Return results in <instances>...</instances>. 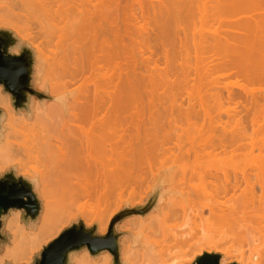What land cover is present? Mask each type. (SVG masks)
<instances>
[{
    "label": "bare ground",
    "instance_id": "bare-ground-1",
    "mask_svg": "<svg viewBox=\"0 0 264 264\" xmlns=\"http://www.w3.org/2000/svg\"><path fill=\"white\" fill-rule=\"evenodd\" d=\"M17 1L19 4V0ZM27 1H31L30 5L32 6L36 4H33L32 1L34 0ZM40 1H34L39 4H36L34 8L36 10V6L38 7L37 12L38 10L40 12L41 8H47V12L45 13H47L48 17L45 15L48 18L47 23H51L50 19L52 21L51 25H53V28L49 31L53 35L51 33L48 34L49 31H47L45 35H52L51 38L48 36L43 37L45 36L44 34L40 36L41 39L35 38L34 47L39 56H41L42 48H54L50 49L51 56L50 60L49 57L47 58L48 64H51V59L57 58L58 55H53L57 54L56 51L60 53L59 58H54L52 65H48V70L50 72V68H52L51 71L54 69L57 72L60 67L61 73L59 70L58 72L62 78H60V81H55L56 77L59 79V75L53 71L55 75L53 78L51 72L50 78L52 77L54 81L49 78L52 81L49 80L50 86L48 87L51 93L58 92L61 88L63 98H60L61 95L59 94L56 95L59 97L51 96L55 102H52V105H44L47 106L45 108L41 106L42 104L40 105V103L35 101L32 119H30L22 111H18L17 114L10 104L11 100L0 94V105L4 106L7 116L6 137L10 139L7 146L12 151H25L24 153L26 154L28 152L27 155L25 154L26 156H32L44 166L42 171H39L33 179H30L35 183L37 191L43 199L40 215L35 223L39 225L36 229L31 230L35 224L27 226L21 224L19 217H10L6 224L11 241L10 246H7L5 249V253L8 256L12 257V259H17L28 247L37 245L41 240L52 235L58 221L62 219L67 209L72 207L74 202H77L81 196L90 199L89 196L96 189L100 191L98 199H102L101 201H104V203H95L92 210L97 217H100L101 212L106 209L109 203L108 199H105L109 195V192H113L115 188L114 192L117 191L118 195L121 196L124 194L126 187L133 186L132 183H130L132 185L129 184L131 179H135L134 182L136 184V178L142 179L143 175L144 180L141 181L142 183L152 180V175L150 179H147L146 175L150 173V169L151 173L155 172L160 164V167L168 171L166 181L170 182L169 194L164 197L163 201L159 199L162 203L158 205L157 213L154 212L155 214L147 215L148 217L144 218L139 216L131 221V225L136 230L126 229V232H130V234L126 235V244H122L120 248V260L122 264H168V245L165 244L170 241L178 243L185 241L188 237L186 234L191 233L189 230H193L191 228L187 233L182 229L174 230L167 225L169 221H178L183 226H197L202 221L217 218L230 220L232 223L238 222L239 224V222L247 220L246 214L248 211L246 209L250 206L252 209L256 207L258 209L257 212L260 213V208L258 207L260 205L264 207V159L250 162V158L253 156L254 149L260 152L264 147L263 138L261 139L262 142L255 140L258 139L255 138V134L264 128V115L261 116L264 114V106L261 107L260 103L258 104L262 100H259L261 95L258 93L260 95L258 98L254 94L255 91H258L256 88L264 90V0H213L214 3L208 4L211 5L209 7L205 5V2H202L203 0H199L201 3H198V0H173V2H171L172 0H161L162 3H160L161 1L159 2L158 0L160 5L151 3L154 0H132V3H137L140 10L139 14L134 11L133 7H131L132 5L128 6V1L126 0L124 2H127V4L121 3L123 0H60L61 4L57 2L59 0H49L47 1L49 4L47 7L45 6L48 4L45 3L44 6V3L42 1L40 3ZM26 2L23 0V5ZM130 2L131 0L129 1V5ZM192 4H196V8ZM170 5L174 9L176 6V11L179 12L184 6L187 7L186 9L188 10L184 9L186 10L185 14L192 15L190 19L193 26L191 25L192 28L186 30L187 26L185 24L181 27L179 24L177 26L174 22L176 25L175 29L176 27L180 29H176V32L174 30L172 33L171 30L173 28L171 30L167 28L168 31L170 30L169 33L173 34H170L171 37L178 36L179 46L175 42L176 36L170 39V35H165L167 31L164 28L165 34L163 33V35L168 36L167 38L170 39L166 47L162 43L168 40L164 39L165 36H161L165 40L163 42V39H160L161 37L158 36L161 30L159 32L158 29L157 32H154L157 37L150 35L151 37H155L153 39L148 36L153 33H150L148 30H154L150 27L147 30V26L149 25L146 24L148 20L146 21L145 18L153 16L152 19L156 21V13H160L165 16H162V18L175 15L169 19L173 20L174 17L178 16H176L178 13H174ZM190 6H193L194 9L192 10ZM49 7L52 11L49 10ZM53 7L56 8L54 9ZM130 7L133 10L131 13ZM206 7H208L207 9L212 8H210L212 14L209 20L213 21L214 18L215 21L220 22L218 26L214 27L211 24L212 26L207 28V23L209 24L210 22L207 19L208 16H206L209 13L206 11ZM195 9L200 13L199 20L197 19L199 22L196 21L197 24L199 23L198 26L194 22L195 19L193 21V14H195L194 16L197 14ZM53 10L55 14H53ZM124 10L130 13V15H127L129 14L127 13L125 16L130 17L126 16L127 18H125ZM32 12L34 15V10L31 11V15ZM215 12L216 14H214ZM150 13L152 14L151 17H149ZM50 14L51 18L49 17ZM213 14L218 15L214 16ZM235 14H242V16L235 17ZM41 17L43 16L41 15ZM46 17L44 16V23ZM158 17H156L157 20H159ZM178 18L176 19L178 20ZM188 18L186 16V19ZM39 19L38 22L41 21L43 23V18ZM34 20L36 21V19ZM140 20L145 21L142 23L138 22ZM160 21L165 23L162 19L159 20V23ZM179 21H181V18ZM159 23L158 25H162ZM176 23L179 22L176 21ZM205 24L207 26H204ZM35 26H37L36 23ZM35 26H32L34 30L36 29ZM159 28L162 27L159 26ZM144 32H146L145 37H143ZM140 33H142L143 36L141 37L143 38L138 36L141 40H137L139 39L137 35ZM39 35L42 34L39 32ZM159 35H162V33ZM53 36L54 40L50 41ZM124 37L127 38L126 42L129 41V43L124 44ZM155 39L160 41H156ZM153 40L156 43L162 42L160 46L162 45V48L164 46V58L167 65L171 64L177 55H181L182 58L188 60L193 53L192 57L194 59V62H184L185 66L179 64L181 67L183 66L182 70H185L183 71V81L180 84L184 83L182 85H185L186 88L178 86L180 85L178 82H175L178 85L174 84L178 86L176 88L178 90H181V88L187 89L185 92L190 102L188 101V105L184 110L181 108L182 105L178 104L179 111L177 116H180L178 118L174 117L175 114L173 113H165L163 117L167 119V122H165L167 124L166 129L162 125L154 129L153 127H145V121H153L156 116L149 115L143 120L144 118H138L139 116L130 115L132 113L126 115L129 112L128 110L136 106L135 103L141 100L138 98H140L139 95L144 94V91L142 93L141 91L144 86L146 88L145 83L147 82L149 86V82L151 83L149 80L152 79L153 84H150L152 86L150 87H154L153 85L156 82L153 80V77L155 74H158L157 77L160 74L159 78L161 77L162 83L170 80L168 75L171 71H168V66L159 67V69L155 62L156 60H153L151 62L153 66H150L151 56H146L143 61L147 62V67L143 71H152L151 74H153L149 76L150 73H147L148 75L143 73L147 79H145L146 82L142 83L144 77L142 79L143 75L140 68L137 70L138 65L134 63L133 54L134 51L140 53L144 50L150 51L153 54L151 48L155 45L149 44ZM51 42H53L54 47ZM136 47L138 51L135 50ZM155 50L157 51L156 48L154 52ZM211 57L214 58L210 59ZM43 64H46V62H43ZM54 65L58 66V69ZM175 68L177 67L172 68L174 69L173 73L175 70L177 71ZM229 70L236 76L243 78V81L246 83L256 82L261 85V87H259L260 85H256L258 87L252 88L253 86L248 87L244 82L234 81L230 84L228 83L229 86L231 85L230 87L236 86L240 89L241 93H244L245 96L252 92V97L251 99L249 98L250 101L244 97L241 100L242 94L240 91L239 93H235L228 85L225 86L226 84L217 86L219 84L217 83L218 77L226 75L225 71L228 72ZM160 71L163 72L160 73ZM191 71L195 73L194 79L198 80L188 85ZM216 71L217 73L220 71L219 74H215L216 77L210 80L208 76L212 77V74ZM183 72L181 71V74ZM61 79L64 80L62 81ZM78 81L79 83L76 85ZM139 81L140 85L143 84L142 87L139 86ZM174 81L176 80H170L165 82V84L170 82L171 84H169L172 85ZM41 82L40 87L43 85V81ZM72 84L76 86L74 85V88L68 89L67 86H72ZM208 87H210L211 91L217 90L215 93L210 92L209 95H206L209 90H207ZM204 88L206 89L204 90ZM223 88L226 89V95L221 93ZM201 91H203L202 93L205 92V95H202ZM192 98L196 99L195 102H197L199 108H195V103L191 102ZM170 99H172L171 95ZM149 100L151 103V99ZM175 100L173 98V101L176 103ZM212 103L216 105L215 114L210 111L212 110ZM224 103L228 105L224 106ZM171 105L173 106V104ZM256 105L258 106L255 107ZM238 106H241L244 110H237ZM257 108L260 109L259 112L258 110L256 111ZM161 109V111H165L163 109L167 108L166 106H162ZM242 110L245 114L243 116L240 115ZM260 111L262 114H259ZM249 112H252L250 115L253 118H250ZM253 112H256V114L258 112L259 116H257L260 119ZM222 113L225 115L224 120H222ZM160 116L158 119H160ZM198 117H201L202 123L200 125L197 124V127L195 125L193 128H190L196 124L192 119ZM174 118H180V121H187V125L189 124L190 126L189 130H193L195 127L194 132L191 131L189 134L185 131L186 127L185 129L181 127L182 130L180 132H182V137L185 131L188 134V136L185 135L188 137V139L186 138L188 142L191 139L189 143L184 142L188 144V147L186 146L187 144H183L184 147L181 145L185 137L182 140L180 134L177 133L179 129L172 126V123L176 121ZM158 129L160 130L158 131ZM175 130L177 134L174 133ZM191 133L197 134L196 137L192 136L193 134ZM159 134L162 135L160 136ZM172 134H176V136L174 135L175 137H173ZM63 147L67 151H61ZM155 147L157 148L154 149ZM183 148L184 150H182ZM157 149L159 152H157ZM154 150L157 152V155H155ZM178 150H182L179 154L180 157H177L180 160H177L179 162H174L176 159L174 152ZM160 151L163 152V155H161L163 157L165 153L167 157L171 155L175 158L172 159L170 156L169 160L165 156L166 160L160 156ZM217 154L229 157L239 155L243 159L242 161L221 159L202 161L203 157L215 158ZM153 155H159L163 163L159 161L156 169V160H158L156 159L154 163L155 171L154 169L152 171V168H154V161L152 162L154 160ZM189 158L192 160L189 161ZM166 161H171L167 167L165 166L167 164ZM144 166L150 169L143 171L146 169ZM83 169L90 173L94 172L98 177L95 183H93V192L88 189L80 191V189L76 188V184H73L72 179L78 177L79 172ZM163 169L162 171H164ZM144 172H147V174H143ZM42 177H44L43 180ZM139 182L140 179L138 180L140 188H142L141 186H146V184L141 185ZM126 183L129 186H125ZM109 184H113L114 187L109 186ZM256 189L260 190L259 192L262 194H260L261 198L255 196ZM130 190L131 194H128L131 199L132 194L137 190L135 188H130ZM255 197L259 198V201H256ZM139 199H142V196ZM95 201H98L97 198ZM101 203L104 205L102 206ZM104 231L103 225L101 232L103 233ZM129 235L134 240H131V244L128 243L130 241ZM209 249H216V247L211 246ZM89 261L90 259L87 260L86 264H90ZM184 263L186 264V262ZM102 264H111V256L109 254L105 256Z\"/></svg>",
    "mask_w": 264,
    "mask_h": 264
},
{
    "label": "rangeland",
    "instance_id": "rangeland-1",
    "mask_svg": "<svg viewBox=\"0 0 264 264\" xmlns=\"http://www.w3.org/2000/svg\"><path fill=\"white\" fill-rule=\"evenodd\" d=\"M23 1V0H22ZM22 1L21 0H19V4L17 3L18 1L17 0H0V29H8V30H10L13 34H14V36L15 37H17L18 39H20V41H21V44L22 45H28L32 50H33V52H34V64H33V73H32V81H31V87L35 90V91H38V92H41V93H45L46 95H48V96H55V97H59V96H56V95H61L60 96V98H63V92H62V89L60 88V90L58 91V92H55V93H51L50 92V90H49V87L48 86H50L49 85V83H50V81H54V79H52V77L54 78V72H56V70L54 71V69L51 71V69L52 68H50V72H49V68H48V65L50 64H48V60H47V58L49 57V60H50V49H54V48H42V51H41V53H40V55L41 56H39L38 54H37V52H36V50H35V47H34V45H35V40L36 39H39L40 38V36H43V34L45 35L46 34V32L47 31H49L50 29L52 30V28H53V25H51V23H52V21H51V19H50V22L51 23H47L48 22V15H47V13H45V12H47V8H44V9H46V11H44V9H40V12H42V13H40L39 12V10H38V12L36 11L37 9H38V7L36 6V10H35V5L36 4H38V2L40 1V0H38V2H34V1H37V0H34V1H32L33 2V4L34 3H36L34 6H32V5H30L31 4V1H27V2H30V3H27L26 2V0H25V4L23 5V3H22ZM42 1V3H44L43 5L45 6V3L46 4H48V2L47 1H49V0H41ZM41 1H40V3H41ZM126 1H128V6H131V7H133V9H134V11L137 13V14H139V12H140V10H139V8H138V6H137V3L136 2H133L132 3V0H131V2H130V5H129V1L130 0H126ZM161 0H159V2H160ZM162 1H164V0H162ZM162 1L160 2V3H162ZM57 2H60V0L59 1H57ZM56 2V3H57ZM124 2V0L121 2V3H123ZM158 2V0H154V1H152L151 3H154L155 5H160V3L158 4L157 3ZM171 2H173V0L171 1ZM202 2H205V5L206 6H211V5H208V4H211V3H214L213 2V0H203ZM62 2H60L59 4H61ZM124 3H126L127 4V2H124ZM196 4H197V2H195ZM198 3H201V1L199 2V0H198ZM59 4H57V5H59ZM179 4V3H178ZM177 4V5H178ZM196 4L195 5H193V6H195V8H196ZM39 5V4H38ZM41 5V4H40ZM123 5V4H122ZM151 5V4H150ZM172 6H173V4H171ZM170 5V7H172ZM174 5H176V4H174ZM185 6H188V5H186V4H184ZM183 5V6H184ZM21 6V7H20ZM47 6H49V4L48 5H46L45 7H47ZM182 6V5H181ZM181 7L182 9L180 10V12L179 11H176V6H175V9L172 7L171 8V10H174V13L175 12H177L178 14H176V16L177 17H174L173 18V20H169V19H171L173 16H175V15H172L171 17H170V15L169 16H167L166 18H162V14H160V13H156L157 15L155 16V20L156 21H154L152 18H153V16H152V14L150 13L149 14V17H151V18H145L146 19V24H148L149 26H147V30H148V28L150 27L152 30H154V31H151L150 29L148 30V31H150V33H152V34H149V32H148V36H152V35H155L156 37H157V35L156 34H154V32H157L158 31V29H159V32H160V30H161V32L159 33V34H161L162 33V35H159L158 33V36L159 37H164L165 35H170V34H172L173 33V31L175 30V32H176V29H180V28H178V27H176V29H175V24H177V26H181V27H183L184 26V24L187 26L185 29L186 30H189V29H191L192 27H191V25H192V20L190 19L191 17H192V15L191 16H189V15H186L185 14V11L186 10H188V9H186L187 7ZM193 6L191 7L190 6V8H192V10L194 9L193 8ZM33 7V8H32ZM42 7V6H41ZM131 7H130V13H131V11H133V10H131ZM208 7H206V9L208 8ZM28 8V9H27ZM40 8V7H39ZM50 8V7H49ZM54 8V7H53ZM52 8V9H53ZM56 8V7H55ZM54 8V9H55ZM129 8V7H128ZM150 8V7H149ZM189 8V7H188ZM189 8V9H190ZM211 8V7H210ZM207 9L206 11L207 12H209L208 13V15L206 14V16H208V20H209V18H211V9ZM126 9V8H125ZM184 9H186V10H184ZM34 10V15H36V17L38 18H36V17H34V15H33V12H32V15H31V11H33ZM49 10H51V8L49 9ZM209 10V11H208ZM30 11V12H29ZM52 11V10H51ZM51 11H48V12H51ZM150 11H151V8H150ZM195 11L197 12V10L195 9ZM35 12H36V14H35ZM207 12H205V13H207ZM213 12V11H212ZM43 16V17H41V15ZM52 13V12H51ZM127 13H129L127 10H126V12H125V10H124V16H125V14H127ZM130 13L129 14H127V15H130ZM181 13V17L179 16V14ZM184 13V14H183ZM192 13H194V12H192ZM25 14H27V15H25ZM47 15V17H46V15ZM53 14H55L54 13V10H53ZM161 16H160V15ZM200 13L199 12H197V14H196V16H197V18H196V16H194L195 14H193V21H194V19H195V23H196V21H197V19L199 20V17H200V15H199ZM214 14H216V12L214 13ZM213 14V15H214ZM219 14V13H218ZM217 14V15H218ZM31 15V16H30ZM126 15V16H127ZM183 15V16H182ZM217 15H214V16H217ZM236 15V14H235ZM234 15V16H235ZM44 16L46 17V21H45V23H44ZM51 16V14L49 15V17ZM125 16V18H127V17H130V16H127L126 17ZM186 16H187V18H188V16H189V18L188 19H186ZM239 16H242V14H238V15H236L235 17H239ZM26 19H25V18ZM29 17V18H28ZM156 17H158V19L160 20V19H162V21H165V23H162L161 21H160V23H159V20H157V18ZM161 17V18H160ZM163 17H165V16H163ZM168 17H170V18H168ZM179 17V18H178ZM183 17V18H182ZM213 17V16H212ZM30 18H32V19H30ZM39 18H43V20H42V22L43 23H41V21L40 22H38L40 19ZM51 18V17H50ZM168 18V20H166ZM176 18H178V20L176 19ZM180 18H181V21H179L180 20ZM30 19V20H29ZM34 19H36V21L34 20ZM163 19H165V20H163ZM183 19H185V20H183ZM28 22H27V21ZM183 20V21H182ZM145 20H140V21H138V22H144ZM167 21H168V23H167ZM176 21H178L179 23H176ZM217 21V20H216ZM216 21L214 20V18H213V21L212 20H209V24L207 23V25L205 24L204 26H207V28H210L209 26H218V24L220 23V22H218L217 21V24H216ZM30 22V23H29ZM33 22H35L36 23V25L37 26H35V23H33ZM174 22H175V24H174ZM182 22V23H181ZM184 22V23H183ZM197 22H199V21H197ZM31 23H33V24H31ZM38 23V24H37ZM156 23V24H155ZM158 23L159 24H162V25H158ZM168 25H167V24ZM166 24V25H165ZM179 24V25H178ZM182 24V25H181ZM212 24V25H211ZM222 24V23H221ZM30 25H32L33 27L35 26V30L33 29V27L32 26H30ZM156 25V26H155ZM172 25H174L173 27H171ZM196 25L198 26L199 25V23L197 24L196 23ZM39 26V27H38ZM43 26V27H42ZM159 26H161L162 28H159ZM193 26V25H192ZM41 27V28H40ZM224 27V26H223ZM39 30H38V29ZM43 28V29H42ZM166 30H165V29ZM167 28L169 29L170 28V30L173 28V30H171V32L172 33H169L170 32V30L168 31L167 30ZM188 28V29H187ZM213 28V27H212ZM41 29V30H40ZM50 30V31H51ZM163 30H165V31H167V32H165L164 33V31ZM49 31V33L48 34H50L51 32ZM39 32L42 34V35H39ZM174 32V33H175ZM34 33H35V35H34ZM143 33V32H142ZM142 33H140L139 35H137V37L139 36V37H141V36H143L142 35ZM163 33L165 34V35H163ZM37 34V35H36ZM48 34H47V36H48ZM52 34V33H51ZM53 35V34H52ZM51 35V36H52ZM145 35H146V32H144V36L143 37H145ZM173 35V34H172ZM175 35V34H174ZM36 36H39V37H36ZM46 35L45 36H43V37H47ZM51 36H48V37H50L51 38ZM150 36V37H151ZM175 36H176V38H175ZM175 36H172L171 37V35H170V39H173V37L176 39L175 40V42H176V44L178 45L179 43V41L177 40V38H178V36L177 35H175ZM138 37V38H139ZM143 37H141V38H143ZM160 38V39H163V38ZM166 38L168 37V36H165ZM164 37V39L167 41V42H164L165 40L163 39V42L164 43H162V42H157L156 43V41H160V40H158V39H155L156 41H151V42H149V44L150 45H155V46H153L151 49L153 50V54H151L150 53V51H147V50H144V51H142V52H136V51H134V54H133V56H134V63H137V65H138V68H137V70H139V68H140V70L142 71V75H143V73L144 74H149V76L150 75H152L151 74V72H148V71H143V70H146V63L147 62H145V61H143V59L146 57V56H151V60H150V66H153V63H151L153 60L156 62V64L158 65V68L160 67V68H163L164 66L166 67V66H168L167 68H168V71L170 70L171 72L169 73V79L170 80H176V81H174V83L172 84V85H170L169 83L168 84H165V82H168V81H170V80H166V81H164L163 83L161 82V77L159 78V76H160V74H159V76L157 77V75L155 74L154 75V77H153V80L158 84H156L155 83V85H153L154 87L153 88H151L152 86V79L151 80H149V81H151V83L149 82V86H148V84H147V82L145 81V79H147L146 77H144V75L142 76V79H143V77H144V80L142 81V83L143 82H146L145 84H146V88H145V86H144V88H145V90H144V88L142 89V91H141V93L143 92L144 94L142 95L141 93V95H139L140 96V98H138V99H141V100H139V101H137L135 104H136V106H134L133 108H130L128 111L129 112H127L126 113V115L128 114V113H132V114H130V115H134V116H139L138 118H144L143 120H145L149 115H153V116H156L155 117V120H153V121H145V127H153V129L154 128H157L158 126H164L165 128L164 129H166L167 128V124L165 123V122H167V119L166 118H164L163 116L165 115V113L166 114H171V113H173V114H175L174 115V117H177L178 118V116H177V114H178V111H179V106H178V104L180 103L181 105H182V109L184 110V108H186V106L188 105V101L190 102V100H188L187 99V93L185 92L187 89H185L184 90V88H181V87H185L186 88V86L184 85H182V84H184V83H182V84H180L182 81H183V74H184V72L183 71H185L184 69L182 70V68H183V66L181 67V65H179V64H183L184 65V62H187V61H189V62H194V59H193V53H192V55H191V57H190V59H188V60H185L184 58H182V56L181 55H177L173 60H172V67H171V64H166V62H165V58H164V53H165V49H164V46H163V48L160 46V44L162 43V44H164V45H168V42H169V38H165ZM36 38V39H35ZM54 36L52 37V40L50 39V41H53L54 39ZM125 38V37H124ZM141 38H139V39H137V40H141ZM152 39L153 38H155V37H151ZM41 39V38H40ZM43 39V38H42ZM47 39V38H46ZM126 39L127 38H125V42H124V44H127V43H129V41L128 42H126ZM151 39V40H152ZM153 42V43H152ZM154 42H155V44H154ZM52 43V46H53V42H51ZM157 44V45H156ZM167 45H166V47H167ZM158 48H157V47ZM179 46V45H178ZM178 46H177V49L179 50V48H178ZM54 47V46H53ZM138 47V46H137ZM136 47V48H137ZM176 47V46H175ZM135 48V50H137L138 51V48L136 49ZM157 49V51L155 50V52H154V49ZM48 49V50H47ZM56 49V48H55ZM159 49H160V51H159ZM164 49V50H163ZM47 50V51H46ZM164 52H163V51ZM19 51V49L18 48H13L12 49V52L13 53H17ZM48 51H49V53H48ZM54 51V50H53ZM57 52V54L55 55V54H53L54 56H57V58L56 57H54L53 55H52V57H54L55 59H58L59 58V54L60 53H58V51H56ZM163 52V53H162ZM157 53V54H156ZM149 54H151V55H149ZM209 56V55H208ZM211 56V55H210ZM51 57V58H52ZM54 58L53 59H51V64L50 65H52V62H53V60H54ZM214 57H211L210 59H213ZM209 59V60H210ZM43 62H46V64H43ZM166 64V65H165ZM56 65V64H55ZM54 65V66H55ZM126 65V64H125ZM124 65V66H125ZM129 65V64H128ZM127 65V66H128ZM53 66V68H55ZM170 66V67H169ZM185 66V65H184ZM51 67V66H50ZM58 67V66H57ZM56 67V69H58ZM174 67H177V68H175V69H177V71H178V73H177V71L175 70L174 71V73H173V70L174 69H172V68H174ZM129 68V67H128ZM159 68V69H160ZM59 72L61 73V69H60V67H59ZM58 70H57V74L59 75V72H58ZM129 70V69H128ZM136 70V71H137ZM161 70H163V69H161ZM54 71V72H53ZM140 71V72H141ZM154 71V70H153ZM181 71L183 72L182 74H181ZM48 72H49V74H48ZM51 72H52V75H51ZM155 73H156V71H154ZM161 72H163V71H160V73ZM220 72V71H219ZM219 72L217 73V71L215 72V73H213L212 74V77L210 76H208V78H210V80H211V78H213V77H216L215 76V74L216 75H218L219 74ZM138 73V76H139V71L137 72ZM157 73H159V71H157ZM176 73V74H175ZM191 74L189 75V79H188V81H189V83H188V85H190V84H193L194 83V81H197V80H195L194 79V71H191L190 72ZM193 73V74H192ZM222 73V72H221ZM225 73H226V75H223V76H219L218 77V81H217V83H219V84H217V86H223V85H225V86H229V84L230 83H232V82H234V81H238V82H241V83H245L248 87H252V88H254L256 85H260L259 83H256V82H249V83H246L245 81H243V78H240V77H238V76H236L234 73H232L230 70L228 71V72H226L225 71ZM229 73H230V75H229ZM147 74V75H148ZM178 74V75H177ZM228 74V75H227ZM231 74H233V75H231ZM50 75L52 76L51 78H50ZM61 75V74H60ZM60 75H59V79H57V77L55 78V81H57V80H59L60 81V78H62V77H60ZM57 76V75H56ZM151 77V78H152ZM52 79V80H50V79ZM157 78V79H156ZM164 78V77H163ZM194 80H193V79ZM161 79V80H160ZM50 80V81H49ZM62 80V79H61ZM64 80V79H63ZM62 80V81H63ZM139 80H141V78H139ZM159 80V82H157ZM164 80V79H163ZM207 80H209V79H207ZM41 81H43V85H42V87H40V84L42 83ZM58 81V82H59ZM216 81V80H215ZM49 82V83H48ZM175 82H178L180 85H178V83H176L175 84ZM61 83V82H60ZM78 83H79V81L77 82V84L76 85H78ZM161 83H162V85H161ZM196 83V82H195ZM229 83V84H228ZM63 84V83H62ZM75 84H72V86H67V88L68 89H72V88H74L76 85ZM151 84V85H150ZM160 84V85H159ZM178 85V86H181L180 88H181V90H178V89H176L178 86H175V85ZM61 85V84H60ZM75 85V86H74ZM139 86H143V84L142 85H140V81H139ZM151 86V87H150ZM231 86V85H230ZM229 86V87H230ZM256 87H258V86H256ZM255 87V88H256ZM259 87H261V85L259 86ZM140 88V87H139ZM179 88V89H180ZM210 87H208L207 88V90L209 89ZM212 88V87H211ZM218 88V87H217ZM206 88H204V90H205ZM213 90H214V88H212ZM230 89L233 91V92H235V93H239V91H240V93L242 92L240 89H238L236 86H232V87H230ZM140 90H141V88H140ZM139 90V91H140ZM172 90H173V92H172ZM203 90V89H202ZM203 90V91H204ZM210 90V89H209ZM207 91V93H206V95L208 94L209 95V93L211 92V93H215V91L217 90H215V91ZM256 90H258V91H255L254 92V94L256 95V96H258V98H259V96L261 97V98H259V100L260 99H262V100H260L259 102H258V104L261 106V107H263L264 106V90H260L259 88H256ZM171 91V92H170ZM175 91H176V94H175ZM194 91V90H193ZM203 91H201V93L203 92ZM50 92V93H49ZM179 92V93H178ZM195 92V91H194ZM263 92V93H262ZM196 93H197V91H196ZM205 93V92H204ZM204 93H202V95H205ZM221 93L223 94V95H226L227 94V92H226V89H222V91H221ZM251 93L252 92H250L248 95H244V93H241L242 95H241V97H242V99L241 100H243L244 98H248L247 100L248 101H250V99H251V97H252V95H251ZM260 95H259V94ZM262 93V94H261ZM0 94L3 96V97H7V98H9L10 99V96L6 93V92H4L3 91V88H2V86L0 85ZM172 94H173V96H172ZM253 94V95H254ZM170 95H171V97H172V99H170ZM174 95H176V96H174ZM142 96V97H141ZM263 96V97H262ZM244 97V98H243ZM173 98L174 99H176L175 101H176V103L173 101ZM250 98V99H249ZM257 98V99H258ZM149 99H151V103H150V100ZM239 99V100H240ZM11 100V99H10ZM35 101L36 102H38V103H40V105L41 106H44V105H52L54 102H55V100L53 99V100H50V99H45V100H43V101H39L38 99H37V97L36 96H33L32 97V99H31V102H30V104H29V111H25V110H15L16 111V113L18 114V111H22V112H24V113H26L27 114V116L30 118V119H32V110H33V108H34V103H35ZM196 101V99L195 98H192L191 99V102H194L195 103V108L197 109V108H199V106H198V104H197V102H195ZM53 102V103H52ZM52 103V104H51ZM160 103V104H159ZM174 103H175V105H174ZM10 104H11V101H10ZM161 104H163L162 106L163 107H165L166 106V108L167 109H163V110H167V112H165V111H161L162 109V106H160ZM171 104H173V106L171 105ZM228 104L227 103H224V106H227ZM233 105V104H232ZM12 106V105H11ZM47 106H44V108L45 107H47ZM258 105H256L255 107H257ZM13 108V107H12ZM259 108V107H258ZM256 109V111L258 110V112H259V110L260 109ZM5 108H4V106L3 105H0V110L3 112V115H4V117H3V119H2V121L0 122V126H1V130H0V176L2 175V174H4L6 171H8V170H10V169H12V168H14L15 169V172H16V174L17 175H19V176H23V177H26V178H28V179H33L38 173H39V171H42L43 169H44V166H43V164H41L40 162H38L36 159H34L32 156H26L27 154H28V152H27V154L26 153H24V152H22V151H12L8 146H7V143L10 141V139H7V137H6V134H7V132H6V123H7V116H6V112H5V110H4ZM215 109H216V105H213V103H212V110H210V111H212L214 114H215ZM239 109H243L241 106H238V109L237 110H239ZM264 109V108H263ZM244 110V109H243ZM242 110V112H240V115H245L244 114V111ZM258 112H257V114H256V112H253V113H255V115H256V117L258 118ZM163 113V114H162ZM250 114H252V112L250 113L249 112V115ZM259 114H262V112L260 111V113ZM161 115V116H160ZM254 115V114H253ZM254 115V116H255ZM258 115V116H257ZM264 114H262L261 116H263ZM160 116V119H158V117ZM251 116V115H250ZM163 117V118H162ZM180 117V116H179ZM173 118V117H172ZM248 118H249V116H248ZM250 118H253V116H251ZM158 119V120H157ZM166 119V120H165ZM174 119H176V118H174ZM225 119V115L222 113V120H224ZM258 119H260V118H258ZM261 119H262V117H261ZM139 120H141V119H139ZM142 121V120H141ZM177 121V122H176ZM176 121L174 122V123H172L173 125L172 126H174L175 128H177V129H179V132L177 131V133H179L180 134V137H182V132H180V130H182V128L184 127V129H185V127H186V132L189 134L191 131H193L194 132V130H195V127H197V124L198 125H200L201 123H202V119H201V117H198V118H193L192 119V121H195V123L196 124H194V125H192V127H190L189 126V124L187 125V121H183V120H181L180 121V118L179 119H176ZM196 125V126H195ZM179 126H180V128H179ZM193 126H195L194 127V129L192 130H189V127L190 128H193ZM182 127V128H181ZM160 128V127H159ZM162 128V127H161ZM187 128H188V131H187ZM251 128V127H250ZM176 129V130H177ZM156 130V129H155ZM160 129H158V131H159ZM176 130H175V132L174 133H176ZM264 128L263 129H261V130H259L255 135H256V137L255 138H258V139H255V140H257V141H261L262 142V140H263V142H264ZM157 131V132H158ZM161 131H163V129H161ZM184 131V130H183ZM184 131V132H185ZM251 131V130H250ZM183 132V137L181 138L182 140H183V138L185 139L184 141H183V143H181V145L184 147V145H186L187 143H189L190 142V140L191 139H189V142H188V134L185 132L184 133ZM159 133H164V132H159ZM176 133V134H177ZM263 133V134H262ZM156 134H158V133H156ZM161 134V135H162ZM176 134H174L175 136H176ZM191 134H193L192 136H195L196 137V135L197 134H195L194 135V133H191ZM191 134H190V136H191ZM160 135V134H159ZM159 135H158V138H159ZM160 135V136H161ZM173 135V134H172ZM173 135V137H175ZM185 135H187V136H185ZM157 136V135H156ZM179 136V135H178ZM187 138V139H186ZM263 138V139H262ZM181 139H179V140H181ZM260 139V140H259ZM262 139V140H261ZM181 140V141H182ZM184 142H187V143H184ZM184 144V145H183ZM187 147H188V144L186 145ZM186 146H185V148H186ZM160 147V146H159ZM157 147H155L154 149H156ZM160 149V148H159ZM263 149V150H262ZM261 149V151L259 152V151H257V149H254V152L252 153V155L253 156H251V158H250V162L252 161V162H257V160H263L264 159V147ZM182 150H184V148L182 149ZM181 150V151H182ZM61 151H67V149L66 148H62L61 149ZM181 151H177V152H174V155L176 156V159L174 160V162L175 161H177V160H180V158H178L177 159V157H180L179 156V154H180V152ZM157 152H159V150L157 149ZM157 152H155V150H154V153H155V155H157ZM161 152V151H160ZM24 153V154H23ZM153 153V154H154ZM163 152H161L160 153V156L161 155H163L162 154ZM26 154V155H25ZM159 154V153H158ZM155 155H153L154 157H153V159L154 160H152V162H153V164L155 163V160L156 159H158V160H156V162H157V164H156V169H157V165H159V161L162 163V161H161V159L162 158H165L166 159V154L164 153V157L163 156H155ZM166 156V157H165ZM171 156V155H170ZM169 155H168V159L170 160V158H172V159H174L175 157H170ZM159 157V158H158ZM170 157V158H169ZM192 158V157H191ZM191 158H189L188 160L189 161H191L192 159ZM165 159H163V161H165ZM218 159H221V160H227V161H229V160H232V161H242V159H243V157H239V155L237 156H232V157H229V156H227V155H222V154H217V156L215 157V158H207V157H203L202 158V161H216V160H218ZM167 160V159H166ZM186 160V159H185ZM254 160V161H253ZM167 162V161H166ZM166 162H165V164H166ZM177 162H179V161H177ZM260 162V161H259ZM170 163H171V161H169V162H167V164L165 165L166 167L167 166H169L170 165ZM163 164V163H162ZM161 165V164H160ZM160 165H159V168L155 171V164L153 165L154 166V168H152V171H153V169H154V171L155 172H153V173H151V169L150 168H148V167H145L146 169H144L143 171H146L147 169L150 171V173H148L147 174V172H149V171H147V172H144L143 174H145L146 176H147V179L149 178L150 179V177H151V175H152V180H147V181H144L143 183L141 182L142 180H144V175L142 176L143 178L141 179V178H136V181H137V183L135 184V182H134V180L133 179H131V182H129V184L130 183H132L133 184V186L131 187V186H129L128 185V183H126V185L125 186H129L128 188L126 187V189L124 190V194H122L121 196H119L118 195V192L117 191H115L114 192V190H115V188H114V190H113V192H109L107 195V198H105L106 200L108 199V205H107V207H106V209L103 211V212H101V216L100 217H97L96 215H95V213H93V210H92V207H93V205L95 204V203H100V202H102L101 200H99L98 198V196H100V195H98L99 193H100V191H99V189L97 190H94V192H93V190H92V186H93V183H95V181H96V178H98L97 177V175L94 173V172H88L87 170H85V169H83V170H81L80 172H79V175H78V177H74L73 179H72V181H73V184L75 183L76 184V188L77 189H80V191H82V190H86V189H88V190H92V194H91V196H89V198L90 199H88L87 197L85 198L84 196H81V197H79V199L77 200V202L75 203L74 202V204L72 205V207H70V208H68L67 209V211L64 213V215H63V217H62V219L60 220V221H58V223H57V225H56V227H55V229H54V232H53V234L52 235H50L49 237H47V238H44L43 240H41L37 245H34V246H30V247H28V249H26L25 251H23L18 257H17V259H12V257H10V256H8L6 253H5V249L7 248V246H10V235L8 234L9 232H8V229H7V227H6V224H7V221H8V219L10 218V217H13V216H17V217H19L20 218V222H21V224H25V223H23L22 221H21V213H22V211H20V210H11V211H9V213L4 217V219H3V226H2V229H1V232H2V234L3 235H5L6 236V241L5 242H3V243H1L0 244V264H32L33 262H34V258L36 257V256H38L39 255V253L41 252V250H42V248L44 247V246H46V244H48L51 240H53L55 237H57L58 236V234L64 229V228H66V227H68V226H70L71 224H73V223H76V222H78V221H82L83 223H84V225L85 226H87V227H91V226H93V225H96L97 226V234L98 235H104L105 233H106V231H107V228H108V224H109V222H110V220L115 216V215H117L119 212H121V211H123V210H125L126 208H128V209H132V208H136V207H140V206H142V205H144L145 203H146V201L148 200V198H149V195L153 192V190H154V187H156L157 185H161V191L163 192V194H162V196L159 198L160 200L162 199V201H163V199H164V197L166 196V195H168L169 194V191H170V182H167L166 181V176L168 175V171L167 170H164L163 169V167H160ZM152 166V167H153ZM164 166V165H163ZM164 166V167H165ZM162 169L164 170V171H162ZM253 173V172H252ZM150 174V175H149ZM162 174H164L163 176H161ZM167 174V175H166ZM149 176V177H148ZM157 178V180H156V178ZM161 178V179H160ZM44 179V177H42V180ZM140 179V184L141 185H144V184H146V186L144 185V187L143 186H141L142 188H140L138 185V180ZM133 180V181H132ZM146 180V179H145ZM149 181V182H148ZM134 182V183H133ZM146 182V183H145ZM132 184H130V185H132ZM150 184V185H149ZM135 185V186H134ZM148 185V186H147ZM109 186H113L114 187V185L113 184H109ZM34 187H35V191H36V193H37V195H38V198H39V200H40V202H41V205L43 204V199H42V197L40 196V193L37 191V188H36V185H35V183H34ZM138 187V188H137ZM147 187V188H146ZM95 188V187H94ZM110 188V187H109ZM125 188V187H124ZM130 188H135V190H137L134 194H136V195H134V194H132V197H131V199H130V197H129V194H131L130 192H129V190H130ZM144 188V189H143ZM146 188V189H145ZM123 189V188H122ZM138 189H139V192H138ZM111 190V191H112ZM127 190V191H126ZM141 190V191H140ZM143 190H144V192H143ZM131 191V190H130ZM260 190L259 189H256V192H255V196H259L260 198H261V196H260V192H259ZM122 192H123V190H122ZM121 192V193H122ZM168 192V193H167ZM39 193V194H38ZM127 193V194H126ZM129 193V194H128ZM139 193V194H138ZM141 193V194H140ZM258 193V194H257ZM139 196H138V195ZM134 195V196H133ZM262 195V194H261ZM131 196V195H130ZM140 196H142V199H139L140 198ZM257 197H255L256 199H257ZM96 198H97V200L99 201H95L96 200ZM88 201H87V200ZM255 199V200H256ZM263 199V198H262ZM261 199V200H262ZM86 200V201H85ZM162 201H159V203H158V205H160V203H162ZM256 201H259V198L256 200ZM264 201V200H263ZM262 201V202H263ZM106 202V201H105ZM87 203V204H86ZM102 203H104V201L102 202ZM101 203V204H102ZM130 203H132V204H130ZM86 204V205H85ZM104 204H102V206H103ZM158 205H157V207H156V209H154V210H152V211H150L149 213H147L146 215H144V216H140V215H130V216H127L126 218H124V219H122L121 221H119L116 225H115V230H116V232H119V233H121V236L119 237V253H120V248H121V246H122V244H126V242H125V240H126V235L129 233L130 234V232H126V229H130V230H136V228H134L132 225H131V221L133 220V219H135V218H137V217H146L147 215H153V213L155 212V213H157V211H158ZM260 204H259V202H258V206H259ZM256 208V207H255ZM254 207H253V209H252V207L250 206L249 208H247L246 210L248 211V213L246 214V216H247V220L246 221H241V222H239V224H238V222H234V223H232V221L230 222V220L229 221H227V220H221V219H217V218H214V219H210V220H206V221H202V222H200V223H198L197 224V226L196 225H192V226H189V225H181V223L180 222H178V221H169L168 222V226L169 227H172L174 230H184L185 231V233H187V231L189 230V229H191V228H193V230H189V231H191V233L189 232V233H187L186 235H188V237L186 238V240L185 241H182V242H174V241H170V242H167L165 245H168V264H185L184 262H186V264H190V263H192L194 260H195V258H197L198 256H202L203 254H208V255H212V254H218L219 255V263L220 264H228V263H231V262H235L236 264H264V220H262V219H264V207H263V205H260V207H258V208H260L259 209V211H260V213L259 212H257L258 211V209L256 208L255 209ZM252 210H253V212H252ZM255 210V211H254ZM154 213V214H155ZM262 213V214H261ZM40 215V214H39ZM260 215H262L261 217H260ZM136 216V217H135ZM148 217V216H147ZM259 217V218H258ZM261 218V219H260ZM260 219V220H259ZM37 221H35V222H28V223H26L25 225H27V226H32V225H34L35 223H36ZM31 223V224H30ZM38 225L39 224H35L34 226H33V228L31 229V230H34V229H36L37 227H38ZM103 225H104V229H105V231L102 233L101 232V230H102V228H103ZM187 226H189V227H187ZM194 226V227H193ZM129 242L128 243H132V241H134L133 240V237L131 236V235H129ZM132 240V241H131ZM122 241H124V242H122ZM195 244H198V245H195ZM211 246H215L216 247V249H209ZM107 254H109L108 252H102L101 254H99V255H97L96 257H92V256H90V254L88 253V251L86 250V249H83V250H81V251H79V252H75V253H73L72 255H71V257H70V264H86V262H87V260L88 259H90V264H102L103 263V261H104V258H105V256L107 255ZM110 255V254H109ZM111 256V255H110Z\"/></svg>",
    "mask_w": 264,
    "mask_h": 264
},
{
    "label": "water",
    "instance_id": "water-1",
    "mask_svg": "<svg viewBox=\"0 0 264 264\" xmlns=\"http://www.w3.org/2000/svg\"><path fill=\"white\" fill-rule=\"evenodd\" d=\"M18 48L13 53V48ZM34 64V52L28 45H22L20 39L8 29H0V85L11 99L15 110L29 111V104L33 96L39 101L54 98L35 91L31 87ZM4 115L0 110V122ZM1 130V126H0ZM163 192L161 185L154 187L146 203L140 207L119 212L109 222L104 235H98L97 226L87 227L82 221L64 228L57 237L44 246L32 264H70L73 253L86 249L90 256L96 257L102 252L111 255V264H122L119 253V237L115 225L130 215L144 216L156 209L159 197ZM11 210H20L23 223L37 221L41 202L35 191L34 182L16 174L12 168L0 176V244L6 241L2 234L3 219ZM190 264H220L218 254H203ZM228 264H236L231 262Z\"/></svg>",
    "mask_w": 264,
    "mask_h": 264
}]
</instances>
